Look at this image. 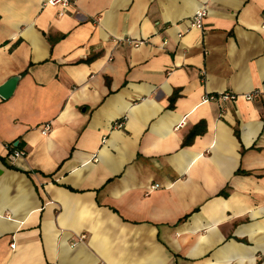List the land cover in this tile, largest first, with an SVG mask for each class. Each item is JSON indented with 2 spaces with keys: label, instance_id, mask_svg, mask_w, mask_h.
<instances>
[{
  "label": "crops",
  "instance_id": "crops-1",
  "mask_svg": "<svg viewBox=\"0 0 264 264\" xmlns=\"http://www.w3.org/2000/svg\"><path fill=\"white\" fill-rule=\"evenodd\" d=\"M46 1L0 0V264H264V0Z\"/></svg>",
  "mask_w": 264,
  "mask_h": 264
},
{
  "label": "built area",
  "instance_id": "built-area-1",
  "mask_svg": "<svg viewBox=\"0 0 264 264\" xmlns=\"http://www.w3.org/2000/svg\"><path fill=\"white\" fill-rule=\"evenodd\" d=\"M73 3V0H47L46 4H50V5H56V4H60L64 10L67 9V7ZM206 16V8L202 7L199 10H197L190 18L189 22H190V27H196L198 29L203 28V21L204 18ZM139 41H132V44H137ZM264 94V83L257 89H254L253 91L243 94V97L247 100H252L255 99L257 97H259L260 95ZM238 97V95L229 93V92H225L222 93L220 95H208L205 99V101L207 99H215V98H220L222 100H234ZM121 124H119L120 126ZM51 126L50 123H45L42 127H41V133L43 135H47L50 132ZM6 147L8 148L9 152L11 151V146L6 145ZM13 157L16 156H21L24 155V152L22 150H17L14 149L10 152ZM84 235H81L78 237L79 240L83 239ZM11 246L13 247L14 245L11 244Z\"/></svg>",
  "mask_w": 264,
  "mask_h": 264
},
{
  "label": "water",
  "instance_id": "water-1",
  "mask_svg": "<svg viewBox=\"0 0 264 264\" xmlns=\"http://www.w3.org/2000/svg\"><path fill=\"white\" fill-rule=\"evenodd\" d=\"M17 81H18V77L14 76L8 79L3 85H1L0 86V97L4 99H8L11 96L16 86Z\"/></svg>",
  "mask_w": 264,
  "mask_h": 264
},
{
  "label": "trees",
  "instance_id": "trees-1",
  "mask_svg": "<svg viewBox=\"0 0 264 264\" xmlns=\"http://www.w3.org/2000/svg\"><path fill=\"white\" fill-rule=\"evenodd\" d=\"M174 99H175V95H172L170 98V104L171 105L173 104ZM203 131H204V122H201L190 131V138H193L194 136L202 133ZM8 145L11 146V151L14 149H17V147H14L13 144H8Z\"/></svg>",
  "mask_w": 264,
  "mask_h": 264
}]
</instances>
